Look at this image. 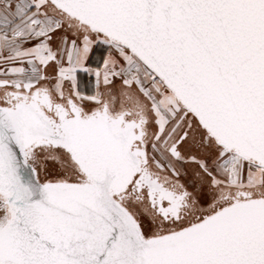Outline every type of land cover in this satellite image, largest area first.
Here are the masks:
<instances>
[{
    "label": "snow or ice",
    "instance_id": "1",
    "mask_svg": "<svg viewBox=\"0 0 264 264\" xmlns=\"http://www.w3.org/2000/svg\"><path fill=\"white\" fill-rule=\"evenodd\" d=\"M0 264H264V0H0Z\"/></svg>",
    "mask_w": 264,
    "mask_h": 264
}]
</instances>
